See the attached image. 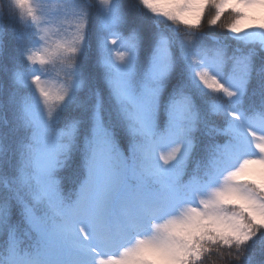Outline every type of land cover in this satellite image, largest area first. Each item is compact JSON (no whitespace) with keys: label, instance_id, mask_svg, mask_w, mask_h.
<instances>
[{"label":"snow or ice","instance_id":"snow-or-ice-1","mask_svg":"<svg viewBox=\"0 0 264 264\" xmlns=\"http://www.w3.org/2000/svg\"><path fill=\"white\" fill-rule=\"evenodd\" d=\"M0 264H264V0H0Z\"/></svg>","mask_w":264,"mask_h":264},{"label":"trees","instance_id":"trees-1","mask_svg":"<svg viewBox=\"0 0 264 264\" xmlns=\"http://www.w3.org/2000/svg\"><path fill=\"white\" fill-rule=\"evenodd\" d=\"M33 3H43L49 12H52L56 9V6L59 4L60 0H32ZM226 24V20L222 18L221 24L216 29H211L206 23L204 25L203 31L212 32L215 31L217 33L224 31V25ZM87 51V50H86Z\"/></svg>","mask_w":264,"mask_h":264},{"label":"rangeland","instance_id":"rangeland-1","mask_svg":"<svg viewBox=\"0 0 264 264\" xmlns=\"http://www.w3.org/2000/svg\"><path fill=\"white\" fill-rule=\"evenodd\" d=\"M52 12H55V10H53ZM50 27L52 29V32L50 33L51 39H52L53 42H55L58 39V35H57V31H58L57 25L56 24H53ZM64 27L65 28H69V30H71L70 29V26L67 23H65ZM47 67L50 68V69H52V76L55 77V75H56V66H55V64L48 65Z\"/></svg>","mask_w":264,"mask_h":264}]
</instances>
